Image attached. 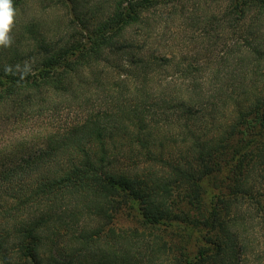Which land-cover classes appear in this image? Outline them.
<instances>
[{
	"label": "trees",
	"instance_id": "1",
	"mask_svg": "<svg viewBox=\"0 0 264 264\" xmlns=\"http://www.w3.org/2000/svg\"><path fill=\"white\" fill-rule=\"evenodd\" d=\"M31 1L0 47V264H131L167 232L171 264H264V0H33L23 23Z\"/></svg>",
	"mask_w": 264,
	"mask_h": 264
},
{
	"label": "rangeland",
	"instance_id": "2",
	"mask_svg": "<svg viewBox=\"0 0 264 264\" xmlns=\"http://www.w3.org/2000/svg\"><path fill=\"white\" fill-rule=\"evenodd\" d=\"M25 7H26L25 8L26 11L23 14L24 15V18H23L24 22L23 23L30 20V18L33 16V14H36L38 11L37 4H35V2H33V0L30 3H27V5ZM59 17H61L62 19L65 18L64 13L63 12L60 13V12L55 11V10L53 12L50 9L42 18H40V22L41 23H53V21L56 20V22L59 23V22H61V18H59ZM18 18L21 19L22 14ZM184 20L185 21H183L182 19L176 20L175 22L173 21L171 23H199L198 21L192 20L191 15L187 16V18ZM228 37L231 39L233 36L229 35ZM217 47L218 48L222 47V42H220L217 45ZM66 116H68V115H66ZM114 223L117 227V230L119 228L124 229V230H129V231L134 230L133 235H131L130 232L127 231L128 235H131V237H132V242H134V241L136 242L137 239H140V236H142L146 233H148L147 238L148 237H150V238L154 237V235L157 232L154 230H152L151 232L144 231L143 227L141 226V223L139 221H137L136 218H134L132 215H129L128 212H125V211H121L116 215V217L114 219ZM167 233H168L167 235L163 236L162 240H164V241L168 240V242H166L165 248L161 252H156L157 250L155 249V252L152 253V251L150 250L151 246H148L146 248L144 247L143 253L140 255L138 254L139 258L137 260L135 259V257L130 258L129 262L131 264H171L172 263L171 253H172L173 243H179V238L174 237V235H171L172 233H170V232H167ZM159 241H161V239ZM174 241H178V242H174ZM150 245H151V243H150ZM121 253L122 252L120 250H118V254H121ZM131 254L134 255L135 251H132ZM96 258L97 257H94L92 259H95V261H97L98 259H96ZM110 259L113 261V258H110ZM115 261H116V264H118V262H119L118 259Z\"/></svg>",
	"mask_w": 264,
	"mask_h": 264
},
{
	"label": "clouds",
	"instance_id": "3",
	"mask_svg": "<svg viewBox=\"0 0 264 264\" xmlns=\"http://www.w3.org/2000/svg\"><path fill=\"white\" fill-rule=\"evenodd\" d=\"M16 15L13 0H0V47H10L13 43L12 29Z\"/></svg>",
	"mask_w": 264,
	"mask_h": 264
}]
</instances>
